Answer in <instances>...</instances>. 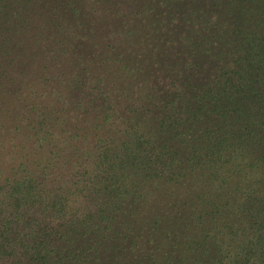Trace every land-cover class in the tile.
<instances>
[{"label":"rangeland","instance_id":"rangeland-1","mask_svg":"<svg viewBox=\"0 0 264 264\" xmlns=\"http://www.w3.org/2000/svg\"><path fill=\"white\" fill-rule=\"evenodd\" d=\"M242 5L0 0V264H27L25 248L36 264H264L252 158L214 169L237 133L220 121ZM110 150L135 166L111 168ZM203 193L221 196L213 227L193 216Z\"/></svg>","mask_w":264,"mask_h":264},{"label":"trees","instance_id":"trees-1","mask_svg":"<svg viewBox=\"0 0 264 264\" xmlns=\"http://www.w3.org/2000/svg\"><path fill=\"white\" fill-rule=\"evenodd\" d=\"M244 5L240 6L239 9L242 11L245 20H242L240 28L233 30V34L239 37L242 41L241 50L239 51V58L235 62V72L231 74L230 77L226 78L224 81V89L228 91L227 99L229 100L227 104L223 106L224 117L220 121L225 127H235L237 133L233 136L222 137L221 144L218 148L222 152H230L229 154H221L215 164L216 172H220L226 168V166H236L237 157L231 158L233 152H238L239 159L242 157L246 159H251L247 169L255 170L254 174H246L243 179L245 182H252L251 186L256 188H251L250 197L255 198L259 201V207H262L260 202L264 206V0H240ZM248 5V6H247ZM135 77H139L138 74ZM134 89V86L132 87ZM129 92V90L123 93ZM133 105L139 106V102L132 100ZM132 111L136 112V109L132 107ZM133 145L136 149L137 144L142 139L138 132H134ZM118 140H112L114 143V148H120L121 145L117 144ZM123 144L122 141H120ZM134 149H129L133 151ZM117 152L111 153V150L107 155L112 159L114 164L112 167H119V164H128L132 168L135 166V160L138 159L137 154L129 156L128 154L125 158L119 156L120 163H115L114 160L117 157L115 154ZM214 157H216V152H214ZM213 162L210 165L213 166ZM238 162V161H237ZM232 164V165H231ZM246 164V163H244ZM237 167V166H236ZM210 171L212 170L209 168ZM244 171V170H243ZM231 172H227V176H232ZM237 174H243L242 171H238ZM216 175V174H215ZM224 172L222 180L217 181L218 184H232V178L225 176ZM108 177L112 180H119L124 178V175L119 172H113ZM218 179L219 176L217 175ZM227 177V178H225ZM9 181V180H8ZM20 181V182H19ZM209 185L213 190L214 181ZM33 182L31 177L25 180H15L13 186V191H16V187L19 189V193L23 197L19 198L18 201L27 200L28 194L31 193L30 184ZM208 184V183H207ZM25 188L27 191H25ZM31 195V194H30ZM221 196L213 194L203 193L197 196L198 207L202 206L201 209H195L196 221H200L206 227H213L217 224L215 220L223 216L220 212L218 206L214 205L217 199L219 200ZM226 199V198H225ZM231 203L226 201V204ZM259 211H257V214ZM216 215V216H214ZM264 223V222H263ZM259 240L264 238V226H259ZM25 239H31L30 235H23ZM25 252L21 253L22 257L27 258V264H36L38 262L36 258V253L41 250L25 248ZM34 252V255H33ZM42 261V259H39ZM16 264H21L18 262Z\"/></svg>","mask_w":264,"mask_h":264}]
</instances>
